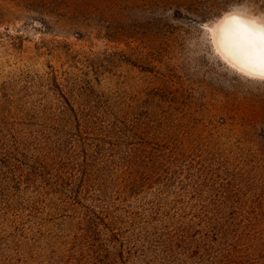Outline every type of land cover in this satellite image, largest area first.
<instances>
[{
    "label": "rangeland",
    "instance_id": "1",
    "mask_svg": "<svg viewBox=\"0 0 264 264\" xmlns=\"http://www.w3.org/2000/svg\"><path fill=\"white\" fill-rule=\"evenodd\" d=\"M231 12L264 23V0H0V97L33 109L32 130L66 106L57 86L97 116L48 141L107 151L104 195L135 264H264V80L215 49ZM33 196L0 205V264H66L81 244L58 201Z\"/></svg>",
    "mask_w": 264,
    "mask_h": 264
},
{
    "label": "trees",
    "instance_id": "2",
    "mask_svg": "<svg viewBox=\"0 0 264 264\" xmlns=\"http://www.w3.org/2000/svg\"><path fill=\"white\" fill-rule=\"evenodd\" d=\"M57 89L66 104L58 111L60 113L51 114L43 110L36 113L38 128L40 125L48 126V130L29 128L28 123L34 119L33 109L9 105L6 98L0 97V205L5 204L9 210L12 209L10 199L23 190H33V200L51 195L58 201L54 209L62 210L79 226L81 244L74 248L66 264H135L138 246L123 235L128 228L121 226L124 219L120 209L110 205L104 195L106 172L102 168L110 164L107 151L102 152L99 143L79 141L78 146L79 134L70 132L62 133L63 138L57 142L61 143L56 146L61 154L54 152L56 144L51 145L48 141L54 140L48 131L57 130L59 123L64 122L68 131L73 122L80 127L81 122L90 124L92 117L97 118L85 111H77L60 92L59 86ZM20 115L29 116V122ZM17 116L21 121L18 122ZM78 130L84 138L81 128ZM107 137L108 131L100 128L97 138L92 140L101 142ZM64 139L71 142L62 144ZM34 203L39 204V200ZM217 254L207 256L208 260L212 261L214 256L217 258ZM205 255L204 252L199 253V256Z\"/></svg>",
    "mask_w": 264,
    "mask_h": 264
},
{
    "label": "bare ground",
    "instance_id": "3",
    "mask_svg": "<svg viewBox=\"0 0 264 264\" xmlns=\"http://www.w3.org/2000/svg\"><path fill=\"white\" fill-rule=\"evenodd\" d=\"M220 57L246 76L264 80V23L237 12L227 13L212 28Z\"/></svg>",
    "mask_w": 264,
    "mask_h": 264
}]
</instances>
